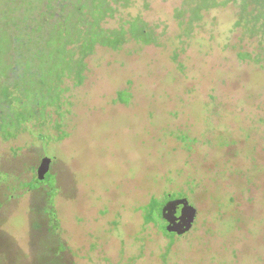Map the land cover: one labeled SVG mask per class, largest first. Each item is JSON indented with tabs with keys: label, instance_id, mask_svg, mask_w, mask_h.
Wrapping results in <instances>:
<instances>
[{
	"label": "rangeland",
	"instance_id": "obj_1",
	"mask_svg": "<svg viewBox=\"0 0 264 264\" xmlns=\"http://www.w3.org/2000/svg\"><path fill=\"white\" fill-rule=\"evenodd\" d=\"M0 264H264V0H0Z\"/></svg>",
	"mask_w": 264,
	"mask_h": 264
},
{
	"label": "water",
	"instance_id": "obj_2",
	"mask_svg": "<svg viewBox=\"0 0 264 264\" xmlns=\"http://www.w3.org/2000/svg\"><path fill=\"white\" fill-rule=\"evenodd\" d=\"M51 158L43 157L37 169V177L44 180L50 171ZM180 214L178 215V210ZM198 210L187 197L169 199L161 208L162 217L167 221L166 230L182 236L189 232L196 220Z\"/></svg>",
	"mask_w": 264,
	"mask_h": 264
},
{
	"label": "trees",
	"instance_id": "obj_3",
	"mask_svg": "<svg viewBox=\"0 0 264 264\" xmlns=\"http://www.w3.org/2000/svg\"><path fill=\"white\" fill-rule=\"evenodd\" d=\"M156 214L157 213H150L149 214V220L148 221H151V220H154L155 221V223L158 221V219H156ZM147 221V222H148ZM157 224H158V222H157ZM167 231V230H166Z\"/></svg>",
	"mask_w": 264,
	"mask_h": 264
},
{
	"label": "flooded vegetation",
	"instance_id": "obj_4",
	"mask_svg": "<svg viewBox=\"0 0 264 264\" xmlns=\"http://www.w3.org/2000/svg\"><path fill=\"white\" fill-rule=\"evenodd\" d=\"M166 195H167V197H169V199H172V197H173L172 193H167ZM177 198H179V197H177ZM179 214H180V209L178 210V215ZM164 221L166 222V225H167V221L165 219H164Z\"/></svg>",
	"mask_w": 264,
	"mask_h": 264
}]
</instances>
